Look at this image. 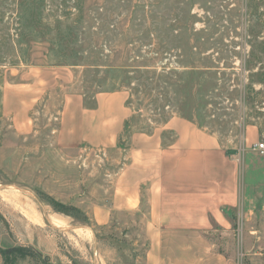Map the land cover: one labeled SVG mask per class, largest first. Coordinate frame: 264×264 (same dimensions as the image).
<instances>
[{"label":"rangeland","instance_id":"374dc122","mask_svg":"<svg viewBox=\"0 0 264 264\" xmlns=\"http://www.w3.org/2000/svg\"><path fill=\"white\" fill-rule=\"evenodd\" d=\"M117 90L133 114L117 147L59 143L68 95L92 107ZM173 116L239 163V206L209 241L236 264H264V0H0V250L146 264V195L139 210L117 209L113 185L131 133Z\"/></svg>","mask_w":264,"mask_h":264},{"label":"crops","instance_id":"0c3cea01","mask_svg":"<svg viewBox=\"0 0 264 264\" xmlns=\"http://www.w3.org/2000/svg\"><path fill=\"white\" fill-rule=\"evenodd\" d=\"M127 98L124 90L101 92L90 107L80 94L68 95L57 140L117 147L133 117ZM127 159L114 181L113 205L139 210L146 195V264H236L207 236L229 227V210L240 202L239 163L216 136L173 116L160 131H133Z\"/></svg>","mask_w":264,"mask_h":264},{"label":"trees","instance_id":"16d2710c","mask_svg":"<svg viewBox=\"0 0 264 264\" xmlns=\"http://www.w3.org/2000/svg\"><path fill=\"white\" fill-rule=\"evenodd\" d=\"M129 103V102H128ZM129 105H131L129 103ZM128 123V122H127ZM50 204L59 212L66 215L74 216L76 207L73 205H67L63 202H60L54 198H49ZM0 214V219H2ZM13 253V254H12ZM0 255L2 256L4 264H17L20 258L31 257L37 261V264H52L46 258L39 257L37 252L31 247H18L14 249H1Z\"/></svg>","mask_w":264,"mask_h":264},{"label":"built area","instance_id":"2783aa9c","mask_svg":"<svg viewBox=\"0 0 264 264\" xmlns=\"http://www.w3.org/2000/svg\"><path fill=\"white\" fill-rule=\"evenodd\" d=\"M257 149L264 151V142L256 144Z\"/></svg>","mask_w":264,"mask_h":264},{"label":"bare ground","instance_id":"6f19581e","mask_svg":"<svg viewBox=\"0 0 264 264\" xmlns=\"http://www.w3.org/2000/svg\"><path fill=\"white\" fill-rule=\"evenodd\" d=\"M16 201V200H15ZM58 220L56 221V224H57ZM60 225V224H59Z\"/></svg>","mask_w":264,"mask_h":264}]
</instances>
